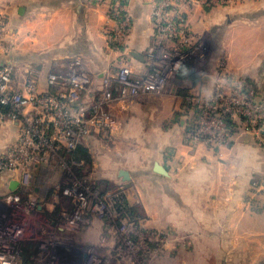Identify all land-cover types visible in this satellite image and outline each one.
I'll use <instances>...</instances> for the list:
<instances>
[{
	"label": "built area",
	"instance_id": "built-area-1",
	"mask_svg": "<svg viewBox=\"0 0 264 264\" xmlns=\"http://www.w3.org/2000/svg\"><path fill=\"white\" fill-rule=\"evenodd\" d=\"M227 1L153 0V33L134 69L123 53L133 21L129 0H108L106 43L119 54L102 72L71 56L46 69L27 64L19 73L7 60L15 39L7 37L0 11V133L14 130L0 145V264H158L169 237L143 227L132 186L99 187L81 174L84 159L73 152L87 137L114 127V101L176 91L185 64L199 81L181 94L184 138L218 148L232 141L235 126L264 144V80L256 85L232 77L220 55L211 86L203 84L208 58L187 13ZM261 184L264 178L250 182L253 189ZM97 221L93 241L79 244L67 236Z\"/></svg>",
	"mask_w": 264,
	"mask_h": 264
},
{
	"label": "crops",
	"instance_id": "crops-1",
	"mask_svg": "<svg viewBox=\"0 0 264 264\" xmlns=\"http://www.w3.org/2000/svg\"><path fill=\"white\" fill-rule=\"evenodd\" d=\"M152 1L129 0L133 21L123 53L134 69L141 66L153 33ZM107 2L0 0L7 37L15 39L7 60L20 73L27 64L46 69L59 60L81 56L91 70L102 72L119 54L106 43ZM187 20L195 34L210 32L215 38L203 79L207 89L220 55L227 57L232 77L256 85L263 82L264 0L196 5L188 10ZM188 67L185 64L178 74L181 85L176 91L142 94L111 104L114 127L80 144L97 152L88 176L97 175V185L103 189L126 181L132 192L137 191L135 207L144 225L169 234L159 264H264V185L250 186L251 178H264V144L235 126L232 141L218 148L184 138L181 94L199 81L191 68L189 74L184 73ZM0 134L2 145L12 139L14 130L7 126ZM141 138L146 139L142 146L132 149V140ZM155 162L164 167L165 174L154 169ZM120 170L127 171L129 179L124 180ZM99 223L67 236L79 244L93 241Z\"/></svg>",
	"mask_w": 264,
	"mask_h": 264
},
{
	"label": "rangeland",
	"instance_id": "rangeland-1",
	"mask_svg": "<svg viewBox=\"0 0 264 264\" xmlns=\"http://www.w3.org/2000/svg\"><path fill=\"white\" fill-rule=\"evenodd\" d=\"M201 36V41H202V45H203V48H204V52L206 53V58H211V56L213 55L212 53H213V51L215 50V44H214V41H215V38H214V36L209 32V33H203V34H201L200 35ZM214 53H216V52H214ZM212 54V55H211ZM187 63H191V64H193V61H191V62H187ZM37 67H42V66H39V65H36ZM189 67L187 68V70L186 71H184V73H188L189 74ZM181 72V71H180ZM96 139H97V137H95ZM146 141V139L145 138H141V139H134V140H132V146H134L132 149H134V148H138V147H140V146H142V143H144ZM92 146V149L94 148V144L93 145H91ZM83 148H85L86 149V151H87V155L86 156H83V158L85 159V161H84V169H87L88 170V174L92 171V169H94V167H93V160H95L94 158L95 157H97V152H93V151H88L89 149H88V147H85V146H82ZM121 148V150L123 151V150H125L126 149V145L124 144L122 147H120ZM129 148V147H128ZM93 155H94V158H93ZM86 164V165H85ZM86 174H87V172H86ZM91 178V177H90ZM257 180V179H259V178H257V177H253V178H251V180ZM90 180H92V181H95L96 183H97V175H93V177L90 179ZM250 180V181H251ZM136 193H137V191H136ZM137 205V204H136ZM134 206V205H133ZM137 208V210H136V212H138L139 213V216H140V218L142 219V221H143V216H142V213L139 211V208L138 207H136ZM142 225H143V227L144 228H146V229H158V228H149V227H146L145 225H144V223L142 222ZM159 230H161V229H159ZM163 231V230H162ZM167 234V233H166ZM168 235V237H169V234H167ZM168 243H169V240L167 241V244H166V246L168 245ZM166 246H165V249H164V253L166 252L165 250H166ZM164 253H163V255H164ZM163 255L161 256V257H158V261L160 262V260L163 258ZM168 261H170V262H175V261H177V260H175V259H172V260H170V259H167ZM161 261H163V259L161 260ZM159 262H158V264H159Z\"/></svg>",
	"mask_w": 264,
	"mask_h": 264
},
{
	"label": "water",
	"instance_id": "water-1",
	"mask_svg": "<svg viewBox=\"0 0 264 264\" xmlns=\"http://www.w3.org/2000/svg\"><path fill=\"white\" fill-rule=\"evenodd\" d=\"M9 56H10V54H9ZM154 169H155L156 171L160 172V173H163V174L166 173L164 167H163L162 165H160L159 163H157V162H155V164H154ZM119 174L122 176V178H123L124 180L129 179V174H128L127 171H125V170H120ZM16 185H17V183H16L15 181H12V182L10 183V188H15Z\"/></svg>",
	"mask_w": 264,
	"mask_h": 264
},
{
	"label": "trees",
	"instance_id": "trees-1",
	"mask_svg": "<svg viewBox=\"0 0 264 264\" xmlns=\"http://www.w3.org/2000/svg\"><path fill=\"white\" fill-rule=\"evenodd\" d=\"M83 145H79L77 148H76V150L73 152V156H75V157H77V158H79V157H82L83 158V156H86L87 155V151H86V149L85 148H83L82 147ZM89 151V150H88ZM84 159V158H83ZM84 161H85V159H84ZM86 165V164H85ZM84 168V167H83ZM80 170V172H81V174L82 175H85V176H88V170L87 169H83L82 171H81V169H79ZM86 172H87V174H86ZM133 210H137V208L136 207H134L133 208Z\"/></svg>",
	"mask_w": 264,
	"mask_h": 264
}]
</instances>
